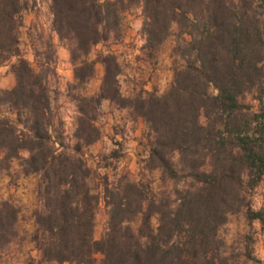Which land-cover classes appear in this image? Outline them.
Instances as JSON below:
<instances>
[{
	"label": "trees",
	"instance_id": "1",
	"mask_svg": "<svg viewBox=\"0 0 264 264\" xmlns=\"http://www.w3.org/2000/svg\"><path fill=\"white\" fill-rule=\"evenodd\" d=\"M31 0H0V66L11 64L14 84L0 86V169L14 160L38 176L40 205L28 241L39 264H264L248 242L234 250L220 233L243 211L264 225V208L250 192L264 175V0H48L50 28L73 66L80 88L101 63L93 94L75 92L73 143L54 112L50 82L56 50L48 39L34 49V66L20 50L23 12ZM140 7L143 48L153 55L173 41V76L162 92L120 89L121 65L110 48L119 42L126 13ZM248 100H246V98ZM141 119L147 138L142 168L160 186L122 174L103 182L107 220L95 237L100 194L83 148L101 135L103 101ZM206 122L200 121V116ZM19 207L0 200V256L26 235Z\"/></svg>",
	"mask_w": 264,
	"mask_h": 264
},
{
	"label": "rangeland",
	"instance_id": "2",
	"mask_svg": "<svg viewBox=\"0 0 264 264\" xmlns=\"http://www.w3.org/2000/svg\"><path fill=\"white\" fill-rule=\"evenodd\" d=\"M30 2L31 7L23 12L20 50L22 55L36 66L34 49L43 50L48 39L53 42L56 50L53 63L56 75L50 82L52 105L54 112L61 119L66 142L72 144L76 116L73 95L75 92L95 93L101 81L103 67L97 62L94 76L82 87L71 88L69 84L73 81V66L68 50L50 28L48 0H31ZM126 23V32L119 42L97 44L92 49L90 58L96 57L97 52L103 48L113 50L121 65L119 83L124 94H131L140 89L162 92L168 87L173 76L171 57L173 41L168 40L153 55H150L143 48L144 36L141 32L140 7H133L126 13ZM15 59L11 57L0 66L1 87L9 88L14 84L11 64ZM200 121L206 122L203 114L200 116ZM96 122L101 135L93 144L83 148V154L92 168L91 184L100 194L95 216V237H99L107 220L101 193L105 178L108 183H113L120 175L127 174L131 179L141 180L155 190H158L160 181L157 172H148L142 168L148 143L141 119H133L127 109L118 108L105 100L99 108ZM37 182V175L22 174L17 160L12 162L8 170L0 169V200L10 198L19 207L20 233L27 236L23 243L16 242L2 252L0 264H39V253L28 241L34 228L33 211L40 205ZM250 200L254 208H264V175L260 183L251 190ZM220 233L234 250L242 249L248 242L246 236H250L253 254L256 258L264 260V225L257 220L249 221L243 211L231 214L227 223L221 227Z\"/></svg>",
	"mask_w": 264,
	"mask_h": 264
}]
</instances>
